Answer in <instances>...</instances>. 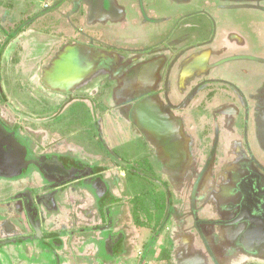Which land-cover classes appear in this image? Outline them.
Returning <instances> with one entry per match:
<instances>
[{"label": "flooded vegetation", "instance_id": "1", "mask_svg": "<svg viewBox=\"0 0 264 264\" xmlns=\"http://www.w3.org/2000/svg\"><path fill=\"white\" fill-rule=\"evenodd\" d=\"M143 2L135 0L133 6L145 18L143 24L166 23L162 17H146ZM129 3L0 0V264H146L154 251V257L166 262L173 256L178 264L264 259V159L244 157L237 168L227 164L230 155L219 144L238 113L227 103L225 118V106L214 104L222 87L203 78L234 62L249 60L263 68L264 58L230 56L228 49H242L243 40H215L209 11L226 9V0H203L175 21L172 47L155 48L166 37L158 32L157 41L139 42L146 49L139 54H151L148 59L114 56L110 61L106 51L124 43L136 48L146 27L124 39L113 34L114 45L106 51L96 43L97 30L87 27L128 23ZM215 46L219 54L215 48L207 59L204 52ZM190 51L201 53L191 64L195 53ZM172 67L179 68L178 80L180 73L190 72L183 81L190 79L191 86L177 89L185 93L182 97L168 91ZM255 74L258 87L248 94L254 116L246 113L244 96L243 119L248 122L245 133L236 132L246 156L252 152L248 126L264 156V71ZM200 106L211 115L204 124L198 121L202 133L195 143L197 121L193 124L189 115ZM115 113L125 124L114 119ZM140 179L144 187L137 194L132 182ZM173 193L174 210L178 215L186 210L181 223L171 218ZM140 197L151 202L141 208ZM214 209L221 213L219 219H214ZM156 213L158 221L151 219ZM140 220L149 234L136 251L131 232ZM222 221L237 223H215ZM188 222L192 230L179 229ZM216 236L226 241V250L214 249ZM183 241L191 248L189 255L196 254L192 260L182 257L189 256L180 249ZM196 244L202 250L196 251Z\"/></svg>", "mask_w": 264, "mask_h": 264}, {"label": "rangeland", "instance_id": "2", "mask_svg": "<svg viewBox=\"0 0 264 264\" xmlns=\"http://www.w3.org/2000/svg\"><path fill=\"white\" fill-rule=\"evenodd\" d=\"M117 1H119V0H117ZM126 1H129L130 2L129 4L132 6L131 7L132 9L130 11V18L128 20L129 25H128V23H126V21H124V22L119 21L117 23H114L113 25H108L107 27L105 24L101 25L102 27L101 26L87 27L88 30H90V29L91 30H94V29L97 30L95 32V35L99 41H96L95 39L94 40L89 39V38H87L86 41H93V42L96 41L97 45L100 46L99 49H102L105 51H106V49H110V45H114V35L113 34L119 35L120 39H124L123 35L125 37H129L128 32H132L136 28H140L143 26L146 27V29H142V30H145L146 36L144 37V33H140L139 39H137L135 41L136 43L134 46L136 48L129 46L130 44H128V43H124L122 46L121 45L117 46L116 50H115V47H113V49H114L113 51H110V50L106 51L108 53L107 57L109 58L110 61H111V59L113 61L114 56H120V57H122V60H124V61H128L131 58H136L137 59L136 61H138V62H140V60H143V59H148L149 57H151V54H148V53H146L145 55L139 54L140 52H143L144 50L146 51V49L143 48L145 46L142 44H139V42L145 41V38H146V41H153L154 37H155L154 41H157L156 37L159 36V34H157L158 32H161L160 35L166 33V37H165V39L156 43L154 45V46H156L155 48L161 50L165 46H167L169 48L172 47L174 37L176 35L174 30H177V27H176L177 23L175 21L179 20L180 15L188 14L193 9H197L196 6L193 7L192 5L203 4V0H191L188 2H184V3H178V2H175V0H168L169 4H168V2L165 3V0H158L156 4H154L153 0H144V2H143L145 5V8H144L145 11L144 12L146 14V17L147 16H150L153 18L162 17L166 22V23H161V24L158 23L159 25L151 24L150 26H146V24H143V22L146 23L145 18H143V20H144L143 21L138 16V13L136 12V10L133 7V6H135V0H120L119 2L121 4L128 6V3ZM140 3L142 4V2L138 1L139 8L141 7ZM240 3H242V1H240V0L239 1L226 0V5L237 6V5H240ZM174 4L176 6H173ZM147 5L149 6V9H150L149 11H148ZM198 10H200V11L203 10V6H200L198 8ZM209 11L212 12L213 10H209ZM209 11H207V12L209 13ZM223 11L225 12L226 16L223 19L224 24L223 23L221 24V26L222 25L223 26L220 27V30H224V29L228 28V29H233V30L239 31L243 34H249L250 33V36H253L251 34L250 28H248L251 24L250 22L252 20V16H255V15L260 16V14H262V13H260V11H251L249 9H227L226 8ZM131 19H135L138 22L135 20H134V22H132ZM214 19L215 18L213 17V20ZM214 22H215V20H214ZM215 25H216V23H215ZM91 34L93 35V33H91ZM151 49H153V47ZM127 53L129 55H127ZM133 54H136V55H133ZM165 57H166V60L170 57L169 51L165 52ZM203 78L204 79H206V78L212 79V82H214V83H211L212 87H216V86L222 87L221 88L222 90L218 91V93H216V95H215V97H216V99L214 100L215 106L217 107V105H219L218 108L224 107V106L226 107L227 103H232L235 106L237 113H238L237 119L235 117H233V124L231 126L232 128H230V130H228V132H224V143L218 142V144L220 143L219 144L220 147H222L221 144H224L223 145L224 151L226 152L227 155L228 154L230 155L228 158L230 161H229V163L227 162V164L233 165L235 168H237V167H239L238 165L244 157L251 159L253 157H259L260 156L264 159V156L260 155V153L257 149V146H256L255 142L253 141L254 139L252 138V136L254 134V130H252L248 126V136H246V139L248 140V142H247V140H245V141L250 144L252 152L248 153L247 156H246V152H245L246 151L245 150L246 145L243 141L240 140V135L236 134V132L237 133L238 132H240V133L244 132L245 133V125H247V122H248V118L243 119L244 115H245V113L242 112V108L244 107V105L242 103V102H244V99H243L244 96L249 101V103L247 102L248 106L254 104V100H252L251 98H248V94L250 95L249 90H247V88H246L245 94H244V93H242L243 91L241 92L242 88H239L240 85H243L241 77H239L237 74H235V72L229 70L228 72H221V73H213L212 72L209 75L207 74L206 76H203ZM171 81H172V79H171L170 75H168V78H167L168 91H170V88H171ZM255 82H257V81L255 80L254 83ZM199 95L201 97L203 94H201V92H200ZM247 99H246V101H247ZM223 102H225V103L222 104ZM209 105L210 104H208V107H209ZM225 107H224L223 111L225 112L224 115L226 118V110H228V109H227V107L225 109ZM206 110H208V113L203 115L202 113L206 112ZM194 112H193V115H189V116H190L193 124H196V121H197V124H196L197 131L193 132L192 137H193V141L195 143H198L196 141L199 139L200 134L202 133L201 127L198 125V121L201 120V122L204 124L206 122V118L211 115V110L209 108L206 109L205 107L200 106L197 108V111H194ZM248 112H250V114ZM246 113L249 114V117L252 116L250 109ZM114 115H116V117L114 119H117L118 122H120L121 124H125V121L122 120L120 118V116H117L116 113ZM219 117H221V115H219ZM106 119H108V117H106ZM106 119H104V121ZM226 121H228V120L226 119ZM105 123H107V122H105ZM231 141H233V142L231 143ZM229 143H231V144H229ZM219 145H218V147H219ZM227 145H228V149L226 148ZM222 153H221V155H222ZM199 154L202 158L205 157L206 150L205 149L200 150ZM153 167L155 168V166H153ZM138 181H139L138 183H136V181L132 182V186L134 187L135 193L140 194L142 187H144V183H143L144 179H140ZM218 181H220V180L218 179ZM150 183H154V182L151 181ZM157 183L160 184L159 182H157ZM230 188H233V184L230 185ZM5 190H11V189H10V187H6ZM141 199H142L140 202L141 208L146 207L151 202L150 201L151 199H149V200H146L143 198H141ZM173 199H174L173 205H171V209H170L171 213H172L171 218H172V220H173V218H175L176 220H178L180 222V219H182L184 216L183 212H185L186 210L185 209L182 210V213H180L181 215L180 214L178 215L177 211H175L173 208V206L176 202V199H177V196L174 193H173ZM213 204H214V202L211 200L209 208H212ZM180 211H181V209H180ZM157 213H160V209L157 211ZM157 213L153 214V216L149 215L148 218L151 216V219H157L156 221H158V216L161 213L160 214H157ZM213 213H214V219H217V218L219 219V217L221 215V213L219 214V210L216 212L214 209ZM128 219H130L129 216H128ZM138 222H140V226L139 227L135 226L137 228H132V232H131L132 233L131 236H132L133 241H134L133 244L135 247H137V249L134 247L136 251L140 249L141 242L146 240L148 237L147 234H149V232L145 230V228L147 227V224L145 225V223L141 220ZM179 226H181V225H179ZM211 228L214 229L215 231L221 230V227H219V226H212ZM179 229H181L182 231L192 230L191 222H188V224L185 227H183V226H182V228L179 227ZM135 234H136V237H135ZM186 250L187 249H185V251ZM201 250H202V247H201ZM187 251H189V250H187ZM154 252L156 253V251H154ZM154 252H152L151 255L149 256V261L146 264H165V262L162 261L161 259H159V257L158 258L154 257V255H155ZM190 253H192L191 250L187 254L189 255ZM195 255L196 254H191L189 256H182V257H184V258L186 257V259L192 260V258L195 257ZM173 262H175V261L174 260L172 261V259L170 257L169 263L174 264ZM3 264H5V263H3ZM167 264H168V262H167ZM241 264H264V259L261 260V262H256V260H254L253 263L248 262V263H241Z\"/></svg>", "mask_w": 264, "mask_h": 264}, {"label": "crops", "instance_id": "3", "mask_svg": "<svg viewBox=\"0 0 264 264\" xmlns=\"http://www.w3.org/2000/svg\"><path fill=\"white\" fill-rule=\"evenodd\" d=\"M113 1L116 2V0H113ZM153 1H154V4H156L158 0H153ZM234 1H237V0H234ZM240 1H242V3H240V5H238V6L227 5L226 6L227 9H249L251 11H260L257 7L258 6L264 7V0H240ZM126 2L128 3V1H126ZM166 2H168V4H169L168 0H165V3ZM121 6L123 7L124 4H121ZM173 6H176V5L174 4ZM223 10H224V8L222 6V8L217 7L216 9H213L212 12H210L211 16L215 18L214 20L216 23L215 40L218 38H219V40L221 39L222 41L220 40V42H222V44L225 43L224 40L228 41V39H225L228 36H230V40H235V39L243 40L242 42L244 43V47H240L242 49L237 50L236 47H232V48L228 49V54L230 56L241 54V55H247V56H251V57L254 56V57L264 58V15H263L264 12L260 11V13H262V14H260V16H257V15L252 16V20L250 22L251 24L248 28H250L251 34L253 36H250V33L249 34H243L239 31H236L233 29L226 28L224 30H220V27L223 26V25L221 26V24L222 23L224 24L223 19L226 16V14ZM235 35H236V37H233ZM215 48L217 50L215 53L219 54V51H218L219 49L217 48V46H215L211 50H209V51L207 50L204 52L206 54L207 59L210 58V56L212 55ZM194 53H195V55L193 56V59H191L190 64L192 62H194L195 58H197L198 56H201L200 55L201 53H199L198 51H196V52L190 51V54H194ZM220 54H221V52H220ZM248 61L234 62L230 65L229 68H226V70L217 69V70H214L213 73L228 72L229 70L235 72V74H237L242 79L243 85L239 86V88H242L241 92L243 91L242 93L245 94V90L247 88V90H249V93L253 94L254 90L258 87V84H259V83L254 84V81L257 80V78H258V75L255 74V72L256 71H264V67L262 68V66H259L256 63L254 64L251 61H249V62ZM173 67L170 70V73H171L170 77L172 79L170 94L175 96V97H178V96L182 97L185 93H179V91H177V89L182 91V87H184L186 85L191 86L192 81L190 79L185 81V82L183 81V79H185V76L187 77L190 72H187L186 74L183 72L182 75L180 73V76L182 78H180L178 80L177 73L179 72V68L175 67L173 69ZM158 68H159V66H158ZM180 70H181V68H180ZM167 72L168 71H166V74H167ZM166 78H168V76ZM191 79H192V77H191ZM181 97H179V99ZM174 99L178 100V98H174ZM249 109L251 110L252 116H254L253 106L249 105L248 108H246V112L249 111ZM248 113L250 114V112H248ZM2 190L3 189L0 186V192ZM1 196L2 197L4 196V192H3V194H0V198H1ZM1 214H2V210L0 208V215ZM213 244H214V246H216L214 249L226 250V247H227L226 241L222 238V236L221 237L216 236ZM186 246H187V248H185ZM200 248H201V246L199 244H196V247H195L196 251L199 250ZM180 249H181V251H183L184 253L187 254L188 252H190L191 248H190V246H188V243L183 241L180 243ZM185 249H187L189 251H187V250L185 251ZM13 252H12V259L14 257ZM171 259H172V261L174 260L173 256H171ZM165 261H167L168 264H170L169 263L170 256ZM167 262H165V264H167ZM173 263L178 264V260L176 262H173ZM179 263H181V259H179ZM208 264H210V263L208 262ZM218 264H223V263L218 262ZM233 264H241V263L235 262Z\"/></svg>", "mask_w": 264, "mask_h": 264}, {"label": "water", "instance_id": "4", "mask_svg": "<svg viewBox=\"0 0 264 264\" xmlns=\"http://www.w3.org/2000/svg\"><path fill=\"white\" fill-rule=\"evenodd\" d=\"M260 11H263L264 12V7H262V6H258L257 7ZM250 59H252V58H250ZM245 206V203H243V201H242V207H244ZM241 207V208H242ZM247 207V206H246ZM237 221V220H236ZM236 221H231V222H227L226 223V221H222V222H215L216 224H220V225H231V224H235V223H237Z\"/></svg>", "mask_w": 264, "mask_h": 264}]
</instances>
